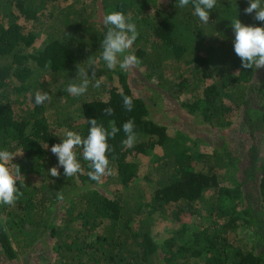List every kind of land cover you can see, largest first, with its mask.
<instances>
[{
    "label": "trees",
    "instance_id": "1",
    "mask_svg": "<svg viewBox=\"0 0 264 264\" xmlns=\"http://www.w3.org/2000/svg\"><path fill=\"white\" fill-rule=\"evenodd\" d=\"M176 4L0 0V150L18 155L12 163L23 176L17 182L23 195L15 205L0 204V258L12 262L43 241L63 264H264V68L241 67L231 21L239 18L258 27L264 22L256 21L254 13L245 14L248 0H217L208 24L193 14L191 3L184 8ZM113 11L130 16L137 27L139 36L129 52L141 63L133 69H142L145 78L174 98L192 91V99L182 107L213 128L230 127L233 118L240 117L250 146L238 153L227 144L215 148L207 160L209 169H196L194 160L206 156L199 146H185L168 125L150 117L146 99L135 94L127 72L119 66L109 70L100 59L103 17ZM92 56L96 77L104 78L101 86L90 84L84 95H69L65 89L77 78L76 65ZM114 75L118 85L100 98ZM192 79L203 87L201 93L191 88ZM37 91L48 93L50 101L36 105ZM22 94L31 97V108L20 106ZM123 96L133 98L132 111L123 107ZM105 108H113L114 115L106 116ZM73 113L83 115L82 125L69 121ZM88 119H97L105 128L115 121L120 128L108 139L107 156L111 175L124 187L138 178L137 159L163 148L160 178L150 198L144 201L99 187L88 177L91 169L79 147L75 152L83 174L68 178L60 168L59 178L50 176L47 166L58 165V158L49 160L46 145L62 142L53 130L65 127L86 138ZM129 120L134 121L137 139L125 147L123 124ZM11 167L15 172V165ZM224 174L231 185L223 184ZM214 189L217 194L207 196ZM156 214L170 215L188 237L156 239Z\"/></svg>",
    "mask_w": 264,
    "mask_h": 264
},
{
    "label": "clouds",
    "instance_id": "2",
    "mask_svg": "<svg viewBox=\"0 0 264 264\" xmlns=\"http://www.w3.org/2000/svg\"><path fill=\"white\" fill-rule=\"evenodd\" d=\"M194 6V15L205 24L209 23L210 10L214 9L217 0H177L176 7L184 8L189 4ZM249 6L244 9L245 14L254 15V19L264 22V0H248ZM130 16L123 12L113 11L103 17V25L106 28L104 39L100 44L102 49L100 59H102L109 70H115L117 66L122 71H129L137 67L141 61L134 54L129 52L139 33L135 23L130 22ZM231 28L234 32V52L241 60V67L247 69L264 68V27L249 26L241 22L239 18L231 21ZM87 64V68L81 65ZM77 64V78L72 79L66 87V92L74 97L84 95L90 84L94 88H99L103 82V76L96 77V60L94 56L90 57L86 63ZM92 68L91 77L88 70ZM48 93H35L34 102L36 105H43L45 101H50ZM123 107L132 111L133 98L123 96ZM106 116L114 115L113 108H105ZM90 125L87 137H83L76 131L66 130L62 137V142L51 147V153L58 158V165L53 166L48 172L51 177L59 178L60 168L64 169V176L71 178L78 173L83 174L84 169L77 159L76 148H82L83 159L88 162L91 169L87 172L90 180L100 183L102 178L110 176L112 169L107 153L110 151L108 139L115 138L120 132L116 127L115 121H109V128H105L97 119H88ZM134 121L129 120L123 124V131L126 139L122 141L125 147H131L136 142V133L134 131ZM48 149V147H47ZM17 154L6 149L0 150V204L14 206L16 201L23 193L17 187V182L22 179L20 167L13 164ZM11 165H15L13 172ZM64 196L58 193V200H63Z\"/></svg>",
    "mask_w": 264,
    "mask_h": 264
},
{
    "label": "rangeland",
    "instance_id": "3",
    "mask_svg": "<svg viewBox=\"0 0 264 264\" xmlns=\"http://www.w3.org/2000/svg\"><path fill=\"white\" fill-rule=\"evenodd\" d=\"M20 22L24 24V20L21 19ZM25 26L29 29L31 24L27 22ZM37 44L38 47H40L42 39L38 40ZM127 75L134 88L135 94L141 95L146 99L150 110V117L159 123L168 125L172 132V136L183 138L185 146H199L198 150L206 155L203 158L199 157L194 160L192 165L195 166L196 169H209L210 165L207 160L214 153L215 148L218 149L227 144L229 145V150L233 153H238L248 148L252 143V139L240 117H234L233 124L230 127H226L224 129L213 128L208 123H205L202 117L192 115L182 107V102L187 99H192L194 94L192 91L185 92L183 95L179 96V99H177L174 98L173 95L164 91L162 88H158L151 82V80L145 78L142 69L135 70L132 68L127 71ZM234 75L235 74L233 73L228 76L226 81L232 79ZM118 81L119 80L114 75L113 80L105 82V93L101 92V94H99L100 98H106L108 95L107 89H109L112 85H118ZM192 81L191 88H198L196 90L197 93H201L203 87H201V85L199 86L195 80L192 79ZM28 97L29 98L25 97L24 94L19 97L21 100L20 106L25 109L32 107V102H30L31 97L29 95ZM257 102L258 101L255 103ZM71 108L72 107L70 106V109ZM52 118H54V115ZM52 118L51 120H53ZM69 121L75 124V126L82 125L84 117L83 115H75L73 113ZM66 130L67 129L65 127H60L58 130L54 129L53 132L58 133L59 137H63ZM46 147H48L49 160H51L52 156L56 157L51 153L50 149L52 146L46 145ZM163 153V148L156 147L150 157L141 156L137 159L140 166L139 175L130 187H124L117 180L115 175L103 177L99 187L103 186L107 192H121L127 197L131 196L134 198L140 196L144 201L147 200L152 196L155 185L158 183L160 178V171H158V167H160L159 165L164 162L160 159ZM56 165V163L52 164V162H50V165L47 166V168L50 170ZM225 174L223 177V184L231 185V181H229V178ZM216 194L217 190L214 189L209 191L207 196H215ZM171 210L172 208L168 209L169 213ZM194 221H199V218H195ZM202 223L208 224L209 222L203 221ZM153 232L154 237L158 240L174 234L176 240L184 241L189 235L188 232L186 233L181 230V225L176 223L170 215L164 217L163 215L156 214V222L153 226ZM18 257L19 258L17 260H13L12 262H9L4 258H0V264H63L61 263V260L54 255L48 244L43 241L37 243L33 249L25 254H19Z\"/></svg>",
    "mask_w": 264,
    "mask_h": 264
}]
</instances>
